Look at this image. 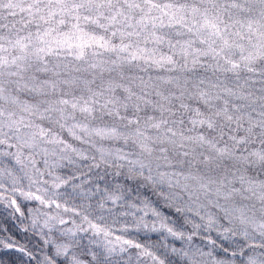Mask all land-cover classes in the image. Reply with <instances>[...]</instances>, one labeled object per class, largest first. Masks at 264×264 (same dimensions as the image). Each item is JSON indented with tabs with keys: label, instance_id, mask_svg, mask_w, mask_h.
Listing matches in <instances>:
<instances>
[{
	"label": "snow or ice",
	"instance_id": "snow-or-ice-1",
	"mask_svg": "<svg viewBox=\"0 0 264 264\" xmlns=\"http://www.w3.org/2000/svg\"><path fill=\"white\" fill-rule=\"evenodd\" d=\"M0 264H264V0H0Z\"/></svg>",
	"mask_w": 264,
	"mask_h": 264
}]
</instances>
